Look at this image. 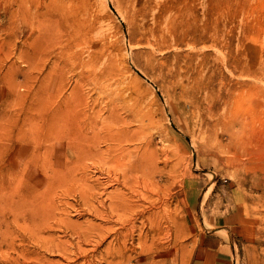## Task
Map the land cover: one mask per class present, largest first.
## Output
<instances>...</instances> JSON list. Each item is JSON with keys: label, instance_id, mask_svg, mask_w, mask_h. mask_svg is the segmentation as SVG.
Wrapping results in <instances>:
<instances>
[{"label": "rangeland", "instance_id": "374dc122", "mask_svg": "<svg viewBox=\"0 0 264 264\" xmlns=\"http://www.w3.org/2000/svg\"><path fill=\"white\" fill-rule=\"evenodd\" d=\"M58 109L70 112L71 126L92 113L100 127L117 112L136 134L127 145L139 154L154 151L144 155L160 170L147 169V177L159 182L172 215L155 234L127 241L117 264H187L212 219L221 217L235 221V264H264V188L256 183L264 176V0H0V264L85 263L84 256L51 263L59 256L32 253L39 245L28 243L24 208L12 203L15 176L29 180L16 196L22 201L38 186L51 187L44 168L56 167L67 169L61 182L68 183L54 184L70 202L60 206L73 219L92 217L76 192V158L63 153L65 132L57 143L49 137L55 130L44 127L45 113ZM45 135L53 139L47 144H60L49 159ZM165 154L170 165L180 160L170 175ZM114 164L106 168L119 174L122 166ZM197 201L199 213L190 205Z\"/></svg>", "mask_w": 264, "mask_h": 264}, {"label": "bare ground", "instance_id": "6f19581e", "mask_svg": "<svg viewBox=\"0 0 264 264\" xmlns=\"http://www.w3.org/2000/svg\"><path fill=\"white\" fill-rule=\"evenodd\" d=\"M114 48H116V47H114ZM50 75H52V70L46 71L45 75H44L45 77L43 76L44 77L43 81H45L47 78H49ZM46 83H48V82H46ZM47 95H48V93H47ZM49 97H50V95H49ZM60 107H61V105H60ZM60 109H62V108H60ZM60 109H58L57 111H54V112L47 111L45 113L46 114L45 115V117H46L45 121H47V123H46V126H44V127H47L46 128L47 131H49V130L53 131V129L55 130V132H52V134L50 133L51 135L49 137L50 138L52 137L54 140H57V143H58V140L62 138V135L65 132L66 148L64 149L63 153L66 154L67 151H69L76 158L75 162H76V164H78V166L77 165L74 166L75 169H77V177H75L77 179L74 178L76 180V183H74V184H77L76 192L79 195L78 197H80L81 204H83L85 206L81 209H84L85 211L87 209L86 212L91 214L92 217H86L85 220L73 219L72 217H70L67 214L68 213V211L66 210L67 206L66 205L60 206V200H61L62 204L63 203H70V202H68L62 198L63 200H65V202H64V201H62L61 198H59L60 196L63 195L62 194L63 192L61 193L62 195H60V193H59L60 191H58V192L55 191L56 185L54 186V184L57 183V187H58V185L60 187L61 184H59V182L64 180L61 178H63L62 175L64 174V172L67 169H65V171H63V173H62L61 169H58L56 167L54 169H52L50 172H49V170H45V168H44V171L47 172L46 177L53 180L52 182H50L51 180L49 181V184H52V186L49 187L48 189H45L44 187L41 188L38 186V188L36 187L37 191H35L33 188L32 190H34L35 193L33 191L32 192L33 194L32 193H31V195L29 194L30 196H28V198H26V194L28 195V193H25L26 200H25V198H23L22 201H20L21 199H18L16 196H19V193H22V188H25V189L28 188L27 183L25 184V181H27L28 179H25V181L23 179L22 184H21L20 179L16 178V176L13 175V178L15 176L14 181L13 180H11L12 182L10 181L11 186H12V190L14 191V192L12 191L14 193V195H12V197H13L12 203L19 204V205L23 206V208H24L26 220L24 221V224H23V226H24L23 231H24L25 237L28 238L27 239L28 243L33 248H35L34 246L36 244L39 245L38 246L39 249L37 251L33 250L32 253H36V254L41 253L42 254V252H43L42 255H45L44 259H47L46 253L58 255L59 257L55 258V259L54 258L53 259L48 258L49 262H51V263H53V262L54 263H56V262L60 263L61 260H59V258H61V257H64L67 259L69 258L71 261H74V259L76 260L77 257L84 256L85 257L84 258L85 263H83V264H99L100 258L105 259L107 261V264H117L118 262L117 261L115 262L114 259L117 257L123 258L124 255H126L124 253H126L125 251L127 249L126 248L127 241L130 240L133 242L135 240V238H137L135 236H138L139 240L144 239V237H147L151 231H153L155 234L157 232V230L161 228L162 218H164V217L166 218L167 214L169 216L172 213V212L169 213L170 212L169 210L171 207L170 200L163 197L165 195L164 193H163L164 195H162L160 191L157 192V188L159 187V182L155 178L147 177L148 176L147 174H150V172L147 169L151 168L152 170L154 169L156 171L155 167H157V166L154 163L152 164L153 160L152 159L146 160L149 157L145 158L146 155L151 156L150 154L152 152L154 154V151H151V152L149 151L150 152L149 153L148 150L146 149V151L144 150L143 153L140 152V154H139L137 152V148H135V147L130 148L129 145H127L128 143L133 142L136 139V136H135L136 134H135V131H133L132 129L129 128V127H131L129 124H128V126H127V124L124 126L122 123H120L122 118L118 117L119 114L117 116H115L117 114V112H116V114L114 113V116L116 118H113L114 116L111 114V116H113L112 119L110 118L111 116L110 117L108 116L110 119L105 118L106 120H104L102 122V125L100 127H98V122H100V121H97L98 115L94 116L97 118L95 120L94 117H92V115H93L92 113H89L90 120L88 119V122H86V121H85V123L84 122L83 123L78 122L77 124L75 123L76 126H74L73 124L71 126L69 124L71 118L69 119V117H68V116H70V112H69V115L67 116V113L60 112ZM86 112L87 111L85 110V113ZM99 112L101 113V111H99ZM76 115H77V113H76ZM133 116H135V115H133ZM82 117L84 118V115H82ZM82 117H80V118H82ZM85 117H86V115H85ZM15 118H16V116H15ZM43 118H44V115H43ZM80 118H79V120H80ZM231 121L233 122L234 119L233 120L231 119ZM238 121H240V120H238ZM31 122L32 121H30V123ZM111 122H115L117 124V126H115L116 124L114 125V123H111ZM126 122H124V123H126ZM138 124H140V123H138ZM230 124H231V122H230ZM16 125H18V124H16ZM19 125H21V124H19ZM88 128L90 130H88ZM19 130H20V128H19ZM44 130H45V128H44ZM25 131L30 133V131H28V130H25ZM61 131H62V134L59 136L58 134H60ZM226 132H227L226 136L233 134L232 131L226 130ZM19 133H20V131L17 132L18 137L21 134H22V137L27 134L26 132H23V133H20V135H18ZM29 135H31V134H29ZM147 135H149V134H147ZM222 136L223 135H220V138ZM45 137H46V135H45ZM49 137H46V144H44V147H45L44 154H45V158L47 156V159H49L50 154H57V153H53V152H55V151L60 152L59 149H56L60 144L55 145L53 142H51V143H53L52 145H50V143L47 144V142H49L48 140H51V141L53 140V139H50ZM29 138H32V137L30 136ZM37 143L39 144V142H37ZM100 143H104L105 147L101 146L102 144L99 145ZM63 145H65V143ZM33 148H35V147H33ZM134 151H135V154H134ZM38 152L40 153V151H38ZM146 152H147V154H146ZM144 154H146V155H144ZM169 154H171V153H169ZM26 155H24V157ZM171 155H169V157H168V155L165 154V159H164V160H166L165 165L168 166L167 167L168 175H170V173L172 172L175 164L180 163V160H179L178 162H175V163L170 165L169 159H170V157H172ZM32 156H33V154H32ZM56 157L58 159V156H56ZM182 157L184 158L185 156H182ZM38 158H39V156H38ZM151 158H153V157H151ZM87 159H92V160L91 161L88 160L90 162L87 163L86 162ZM26 160H27V157H26L25 161ZM28 160H30V159H28ZM40 160L42 161V158ZM45 160L42 162L47 161V160L46 161ZM25 161H23V162L25 163ZM39 161L37 160L36 162H39ZM49 161H51V158ZM52 161H53V159H52ZM66 161H67V159H66ZM113 161L115 162L114 166H117V167L122 166V169H121L119 174L117 172H115V174H114L110 168H106V165H108V162H113ZM35 163H33V164H35ZM89 163H91V164H89ZM49 165H51V164H49ZM52 165H54V163ZM71 165H73V164H71ZM22 166H21V169H22ZM41 166H42V164H41ZM88 167H89V169L94 168V170H93L94 173L92 174V172L90 171L91 172L90 176L87 173L89 171L86 172V169ZM31 168L32 167H30V169ZM27 169L28 168L26 166L25 170L27 171ZM157 169L160 170L158 167H157ZM62 170H63V168H62ZM251 170L253 171V169H251ZM261 170L263 171V169H261ZM155 171H153V172L155 173ZM255 171H257L256 168H255ZM29 174H30V171H29ZM34 174H36V173H34ZM43 174L44 173H42V175ZM70 174H73L72 170H71ZM70 174H69V176H70ZM86 174H87V176H86ZM17 175H18V173H17ZM263 175H264V171H263ZM43 176H45V174ZM262 178H263L262 180H260V179L257 180L256 183L260 184V185L262 183L263 188H264V176H262ZM67 179L68 178H66V180ZM72 179L73 178H71V180ZM34 180H35V178H34ZM65 182L66 181H64L63 183H65ZM63 183H62V185H63ZM67 183H68V181L65 184H67ZM71 183H72V181H71ZM47 184H48V182H47ZM26 185H27V187H25ZM29 186H30V184H29ZM70 187L72 188L73 186H70ZM67 189H69V188H67ZM7 190L9 191L10 189L8 188ZM67 192L65 191V193H67ZM77 203H78V201H77ZM67 205H69V204H67ZM72 206H74V204H72ZM78 209H79V207H78ZM78 209L77 210L75 209V210L78 211ZM81 209H79V210L81 211ZM68 210H70V209L68 208ZM84 210H83V213H79L80 216L85 213ZM171 211H173V210H171ZM164 220L165 219H163V221ZM163 223H165V222H163ZM168 227L169 226H167V228ZM163 229H162V231H163ZM110 234L112 236L111 241L107 242V243H109L108 245H106V246L104 245L106 247V248L104 247L105 250L101 249L99 251L98 250L99 246L103 244L105 239ZM163 235H165V234H163ZM163 235L161 236V239L165 238V236L163 237ZM134 243L135 242H133V244ZM133 244H131V245H133ZM105 251H106V253H105ZM98 252H100V253L98 256H96V253H98ZM70 257H72V258H70ZM64 264H69V262L64 263ZM77 264H79V263H77Z\"/></svg>", "mask_w": 264, "mask_h": 264}, {"label": "crops", "instance_id": "0c3cea01", "mask_svg": "<svg viewBox=\"0 0 264 264\" xmlns=\"http://www.w3.org/2000/svg\"><path fill=\"white\" fill-rule=\"evenodd\" d=\"M191 209L198 212L201 203L190 202ZM213 227L207 228L192 248L187 264H235L237 242L233 240L235 221L233 217L214 218ZM227 232H223V231ZM225 236H228L227 238ZM228 233V234H227Z\"/></svg>", "mask_w": 264, "mask_h": 264}]
</instances>
